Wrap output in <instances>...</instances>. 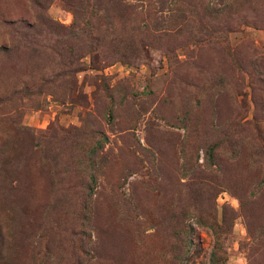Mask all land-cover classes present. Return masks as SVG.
Segmentation results:
<instances>
[{
	"label": "rangeland",
	"instance_id": "rangeland-1",
	"mask_svg": "<svg viewBox=\"0 0 264 264\" xmlns=\"http://www.w3.org/2000/svg\"><path fill=\"white\" fill-rule=\"evenodd\" d=\"M0 264H264V0H0Z\"/></svg>",
	"mask_w": 264,
	"mask_h": 264
}]
</instances>
